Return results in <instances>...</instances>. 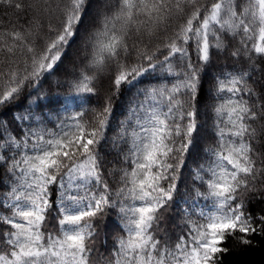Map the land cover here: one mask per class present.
<instances>
[{"label": "snow or ice", "instance_id": "snow-or-ice-1", "mask_svg": "<svg viewBox=\"0 0 264 264\" xmlns=\"http://www.w3.org/2000/svg\"><path fill=\"white\" fill-rule=\"evenodd\" d=\"M0 6L26 11L23 0ZM27 7L32 17L20 27L0 21V115L19 112L25 93L55 75L85 37L89 67L115 68L89 118L80 111L48 128L52 117L28 93V108L13 121L35 126L17 136L0 120V164L13 181L0 195V264H92L99 223L113 212L121 234L96 264H225L264 243V154L256 146L264 141V0H60L55 9L52 0H35ZM44 14H58V22L45 25ZM132 33L149 44L135 48V62L122 63ZM230 45L242 68L215 78L217 94L231 95L214 108L218 140L194 177L204 190L194 188L199 199L180 198L182 228L173 238L163 222L173 204L180 207L177 182L198 131L201 71L213 50L228 53ZM156 72L180 79L144 89L143 101L129 105L112 140L126 165L113 189L101 152L113 99ZM94 80L82 72L73 88L96 95ZM53 210L57 227L45 232Z\"/></svg>", "mask_w": 264, "mask_h": 264}, {"label": "trees", "instance_id": "trees-1", "mask_svg": "<svg viewBox=\"0 0 264 264\" xmlns=\"http://www.w3.org/2000/svg\"><path fill=\"white\" fill-rule=\"evenodd\" d=\"M23 2L26 6L25 12H19L13 8L0 6V21H3L2 26L4 28H10L13 25L20 27L26 20L32 17L33 9L27 6L34 4L35 0H23ZM58 3H60V0H52L53 9H55ZM111 3L115 5L116 0H111ZM57 15L58 14L48 16L44 14L41 18L44 24L47 25L49 22L57 23ZM142 39L143 43H141V38H139L136 33H132L130 37L127 38L128 52L122 54V63H132L136 61L137 52L135 48L149 44V38L147 36H144ZM40 43H42V40L38 39L37 44ZM152 43H156V41L153 40ZM74 49L75 50L69 52L70 59L65 61L64 65L56 71L55 75L47 76L46 79L41 80L37 88L29 89L28 92L25 93L19 105V112L13 111L0 115V120L8 122L5 127L11 126L12 131L19 136L21 130H27L30 126H35V121H13L14 115L23 114V110L28 108L30 103L26 98L28 93H34L32 99L36 100V103L43 108L46 117H52L44 121V124L48 128H54L59 121L80 111H84L86 118H89L92 110L99 108L103 104L104 97L108 91L107 81L109 75L115 68V64L99 70L90 68L88 59L91 56V46L86 37L84 40L78 41ZM231 50V45L229 46L228 53H216V51L213 50L210 63L204 66L201 71V91L197 103L198 131L194 134L193 147L184 157L185 163L180 172V179L177 182V203L180 204V207L173 204L172 209L166 214L165 221L163 222L166 230L172 234L173 238L180 233L182 228L181 208L184 205L180 198L186 196L192 199H199L195 197L194 188L201 187V185L199 179L194 178L195 173L200 165L206 166L210 162V153L208 150L214 147L218 140L217 124L219 123V117L215 114L214 108L218 106L222 100L226 101L231 95L227 92L217 94L215 78L242 68L241 63L236 62L230 57L229 53ZM195 60V54L193 53V62H195ZM85 71L95 74L94 83L97 87L96 95L77 93L73 88V83L80 74ZM180 71L181 68L178 65L177 72ZM179 79V76L168 75L161 72L148 74L140 78L132 86H122V91L119 96L114 97L113 114L106 132V140L101 147V152L104 156L103 170L105 172V179L109 181L113 189L117 186L116 179L119 175L116 170L121 167H126V165L123 163V156H117V151L119 150L112 147V140L117 136V129L120 122L124 121L128 115L129 105L132 103L138 104L143 101L144 89L165 86L171 87L172 84ZM253 79L260 81L261 77L257 74ZM37 97L40 98L37 99ZM253 99L256 98L253 97ZM260 103H264V100H261ZM45 105H47V107H45ZM161 107H164V105L162 104ZM33 111H36L35 105H33ZM220 126L223 127L224 125L221 124ZM256 146L259 152L264 154V141H257ZM122 147L126 151V146L122 145ZM109 172H116V175H107ZM12 183V179L3 169V165L0 164V195H3V187L11 186ZM201 190L203 191L204 189L201 187ZM52 196L53 199H55V186H53ZM205 203L206 201L199 200V207H203ZM55 216L56 212L53 210L43 229L45 232H52L56 229ZM2 231L3 228L0 227V232ZM120 234L119 217L113 212L109 217H106L104 221L99 223L97 237L92 245L96 250L92 256V264H96L101 253L107 256ZM3 246V242L0 241V248ZM100 264H104V261L101 260ZM225 264H264V243L258 240L256 246L245 252L237 250L233 256L225 261Z\"/></svg>", "mask_w": 264, "mask_h": 264}]
</instances>
